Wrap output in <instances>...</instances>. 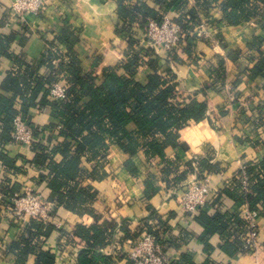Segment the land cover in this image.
<instances>
[{
  "label": "crops",
  "instance_id": "crops-1",
  "mask_svg": "<svg viewBox=\"0 0 264 264\" xmlns=\"http://www.w3.org/2000/svg\"><path fill=\"white\" fill-rule=\"evenodd\" d=\"M13 1L0 0V36L12 39L9 46L11 57L0 56V95L14 97V92L5 90L3 84L7 76L16 67L19 68L20 64L21 71L26 67L35 68L39 76H50V69L42 65L41 60L48 51H52L48 41L54 36H62L66 30L78 40L74 50L83 73L92 74L98 84L104 80L106 70L122 65L129 53L128 40L117 33V25L121 20L117 0H48L45 13H27L26 33L11 14ZM153 2L154 0H150L149 4L155 8ZM187 9H197V3H189ZM212 12L217 13V18H221L216 7H213ZM170 14L173 16V12ZM224 30L223 37H219L224 48L223 57L216 55L208 41L195 39H191L173 54L179 60L172 64L178 97L186 103L194 99L207 101L208 111L205 119L199 122L190 121L178 131V141L185 145V152L171 146L165 149V159L172 164L170 167L165 160L158 157L150 160L144 151H139L134 156L126 154L115 143L110 144L108 161L104 167L82 158L81 167L86 176L80 180L81 187L90 188L95 193V201L88 209L90 211L83 213L67 209L57 202H50L52 191L47 180L41 179V174H49V167L30 166L26 173L13 178L12 183H19L17 194L24 195L27 188H31L50 204V222L56 229L46 242V249L57 248L62 231L72 235L79 225L92 227L95 224L113 222L128 238L135 236L138 231L140 234H158L162 243L167 245L168 242L167 254L175 264H185L183 256L186 254L197 264L204 263L208 258L219 264H264L263 216L258 221L261 232L260 247L256 253L227 254L222 248L224 239L219 234L209 237L208 245L212 250L207 253L205 245L200 241L205 230L197 221L199 211L196 214H187L169 192L176 176L182 172H187L183 183L207 176L210 194L201 211L210 216L233 212L240 209L236 202L230 197L219 201L218 197L225 190H232L229 185L237 180L243 165L264 158V114L263 119L257 121V115H261L260 107H264V78L249 80L250 70L259 58V53L252 50L249 44L255 37L261 38L264 34L255 23H247L238 28L226 26ZM58 44L59 51L66 53V45L61 42ZM159 57V65L165 64L166 54H159ZM148 60L149 57L146 64L138 69L136 78L139 81L145 82L153 73L152 66L147 64ZM221 61L225 65L227 82L234 84L240 79L239 84L234 86L238 96L236 102L230 100L224 86L218 85L221 77L213 72L218 70ZM118 72L123 74L122 69ZM211 85L220 86V90L213 86L209 88ZM44 93L43 89L36 104L42 100ZM24 105L25 100L15 96V109L18 113L23 114L26 111ZM24 114L42 130V143H48L46 138L51 134L48 127L59 124L53 117L50 106L36 105L28 108ZM128 129L134 131L136 127L131 123ZM56 140L59 143L64 142L63 137H56L50 145L56 144ZM2 152L18 159V165L22 164V158L29 161L35 158V152L30 145L0 144V154ZM57 156L59 161L64 158L60 153ZM201 161L218 168L212 172L204 171L202 175L195 170H189L190 163L199 165ZM167 169H170L169 175L165 174ZM53 209L55 212L51 215ZM16 235L17 229L11 226L8 215L2 210L0 264H17L16 256L3 249ZM74 240L75 245L69 252H63L56 264H76L85 243L78 237H74ZM97 253L112 258L113 247L109 245L99 248ZM128 263L120 260L115 264ZM27 264H35L33 256L29 257Z\"/></svg>",
  "mask_w": 264,
  "mask_h": 264
},
{
  "label": "trees",
  "instance_id": "trees-1",
  "mask_svg": "<svg viewBox=\"0 0 264 264\" xmlns=\"http://www.w3.org/2000/svg\"><path fill=\"white\" fill-rule=\"evenodd\" d=\"M127 1L117 0L120 22H122L117 25V33L128 40L129 53L122 65L106 70L102 83L98 84L92 74L83 73L81 63L74 50L78 40L68 30L64 31L62 36H54L48 41L50 48L59 47V42L65 44L67 52L63 55L68 58L58 62L60 57L56 53L48 51L41 63L50 69V76H39L35 68L26 67L16 74L15 72L10 73L5 79L3 87L7 91L14 92V97L0 95V144L11 143L12 140L13 120L18 114L15 109V96H20L25 100L26 111L24 113H27L28 108L36 105L50 106L52 115L59 124H52L48 127L51 134L47 136L48 143L45 144L42 143L39 127L35 125L37 140L30 145L35 152L33 161L21 157L22 164L18 165V159L9 157L6 152L0 154L2 166V168L0 167V195L14 196L17 194L19 183H12L13 178L26 173L30 166L36 168L47 166L49 174L47 176L41 174V179L47 180L48 187L52 191L50 202L54 201L67 209L83 213L90 211L88 209L95 201V193H92L90 188L81 187L80 180L86 176L85 170L81 167L82 158L104 167L108 161L110 144L115 143L126 154L134 156L139 151H144L150 160L158 157L165 160L170 167L172 164L165 159V149L171 146L181 152L186 151L185 145L178 141V131L190 121L199 122L205 119L208 103L207 101L200 102L197 99L189 103L180 100L175 84V73L166 64L168 62L159 65L160 57L153 50L137 49L140 42L133 32L135 23L138 22L141 30H145L148 19L161 21L164 14L173 12L172 19L188 34L194 26L200 23L198 10L208 13L213 7H216L221 15V18H218L216 22L220 29L218 37H223L226 26L238 28L253 20H258L264 34V0H193L197 3V9L192 10L187 9L190 0H154L155 8L149 4L150 0H136L131 3ZM187 15L190 16L189 19H187ZM190 22L192 26H189ZM26 31L28 30L24 29L23 32L26 33ZM11 42L10 37L0 36V56L11 57L9 53ZM249 45L252 50L259 53L258 61L250 70L249 80L253 81L257 77L264 78V35L261 38L255 37ZM143 57H149L147 64L151 65L153 69V73L147 77L145 82L136 78L138 69L144 63L146 64ZM178 61L176 54L173 55V62L177 63ZM21 66L20 64L19 68H22ZM119 69L123 70V74H119ZM213 72L221 77L218 85L223 87L227 82L224 62L221 61L218 70H213ZM61 75L66 77L67 95L64 100H55L50 98V91L53 83L58 80L57 77ZM167 75L170 76L169 79L165 78ZM239 82L240 79H237L234 86L236 87ZM213 87L220 90V86L215 87L214 85ZM43 89L44 96L36 104V99ZM259 111L263 115L264 107H260ZM25 118L33 125L26 116ZM131 123L136 127L134 131L128 129ZM56 137H63L64 142L59 143L56 140V144L50 145ZM58 153L64 157L61 161L58 160ZM246 167L248 174L252 176V182L256 180V183L251 186V191L248 194L241 193L238 190L240 182L235 180L237 188L225 190L220 194L218 200L230 197L239 208L244 202H247L252 210H256L258 205L264 208V176L259 178L256 173L259 167L264 171V158L247 162ZM199 168L203 173L204 171L217 170L218 166L201 161ZM189 170H195L193 162L189 164ZM241 172L242 170L239 174ZM186 173L182 172L176 176L174 183L183 182ZM165 174L169 175L170 169H167ZM3 203L5 201L0 199V214ZM201 210H199L197 221L205 230L200 241L205 245L207 253H211L212 250L208 245V239L214 234H219L224 239L222 248L227 254L247 253L240 240L231 238V223L235 222L238 226L245 224L242 218L233 214L239 209L225 214L217 213L214 216ZM54 212L55 209L51 215ZM10 222L11 226L17 229V235L3 249L5 248L16 256L17 264H27L31 256L34 257L35 264H56L68 242L75 245L74 237L80 238L85 243L76 264H99V262L115 264L120 260L134 264L131 259L119 252L116 254L117 257L106 258L98 254L97 250L109 245L122 246L124 241L137 238L140 231L132 238H128L113 222L102 225L95 224L92 227L79 225L72 235L64 231L60 233L56 249H46V242L56 229L52 222L45 223L32 217L29 218L26 226H16L13 219H10ZM154 235L158 238V234ZM163 245L167 252L168 242L167 245L164 243ZM183 259L185 264H197L189 254L184 255ZM202 264L219 263L208 258Z\"/></svg>",
  "mask_w": 264,
  "mask_h": 264
},
{
  "label": "built area",
  "instance_id": "built-area-1",
  "mask_svg": "<svg viewBox=\"0 0 264 264\" xmlns=\"http://www.w3.org/2000/svg\"><path fill=\"white\" fill-rule=\"evenodd\" d=\"M136 0H128L127 2H135ZM194 2L190 0V4ZM48 0H14L11 14L13 18L23 27L28 29L26 22L27 13L42 14L47 11ZM199 11L200 23L194 26L190 33H185L183 28L177 24L171 17L170 13H166L161 21L155 19H148V24L145 30H141L139 23H135L133 26V32L135 37L138 38L140 44L137 49L141 48L150 49L159 56V54H166V62L172 68L173 54L187 43L191 39L195 40H206L212 46L213 50L216 51V55L223 57L224 48L221 45L220 38L217 36L219 32V25L217 22V13L214 14L211 11L208 13ZM219 13V12H218ZM190 16L187 15V19ZM122 23V22H120ZM250 23L259 25L258 20H253ZM192 26V23H189ZM260 26V25H259ZM57 35V33L55 34ZM52 51L56 53L60 58L67 60L64 57V53L59 51L57 46L51 47ZM63 55V56H62ZM144 60L147 57H143ZM173 69V68H172ZM15 74L19 72V68L14 69ZM58 80L53 83L50 98L55 100L66 99L67 82L66 77L61 75L57 77ZM169 79L170 76L165 77ZM224 88L228 91L229 98L232 102L238 101L237 92L234 84L226 82ZM262 115H257V121L259 122ZM36 126L31 125L25 116L19 112L13 120L12 129V140L11 143L14 145H31L37 140L35 137ZM41 131V129H38ZM0 167L1 163H0ZM195 171L202 175V172L197 163L193 164ZM257 175L259 178H263L264 171L259 167L257 168ZM240 182L238 190L243 194H248L251 191V186L255 184L256 180L252 182V176L248 174L247 167L243 165L241 174L237 177ZM230 189L234 190L237 188V184L232 182L229 185ZM170 196L175 197L178 200L179 205L187 214H196L200 209L206 206L208 196L210 194L209 179L208 177H199L188 183L176 184L172 183L169 188ZM0 199H3L5 203L2 206V210L6 213L9 219H13V223L16 226H26L29 218H38L45 223L50 222V204L47 203L43 197L31 188H27L24 195L15 194L9 196L2 194ZM234 216L242 218L245 222L243 226H238L235 222L231 223L230 232L231 238H236L241 241L243 248L246 250V254L256 253L260 247V232L261 227L259 219L264 217V208L258 205L256 210H252L247 202H244L238 212L233 213ZM233 216V218H235ZM67 238V236H65ZM74 246L68 242L65 247L66 253ZM113 256L117 257V252L126 255L131 259L134 264H175V262L168 256L165 251V247L161 240L156 235L143 232L135 240L124 241V245L117 246L112 245ZM64 251V252H65Z\"/></svg>",
  "mask_w": 264,
  "mask_h": 264
}]
</instances>
